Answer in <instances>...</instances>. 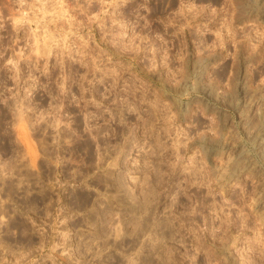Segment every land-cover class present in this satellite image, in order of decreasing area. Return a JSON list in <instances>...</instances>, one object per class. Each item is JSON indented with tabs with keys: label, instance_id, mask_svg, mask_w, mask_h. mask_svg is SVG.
I'll list each match as a JSON object with an SVG mask.
<instances>
[{
	"label": "rangeland",
	"instance_id": "1",
	"mask_svg": "<svg viewBox=\"0 0 264 264\" xmlns=\"http://www.w3.org/2000/svg\"><path fill=\"white\" fill-rule=\"evenodd\" d=\"M0 264H264V0H0Z\"/></svg>",
	"mask_w": 264,
	"mask_h": 264
}]
</instances>
